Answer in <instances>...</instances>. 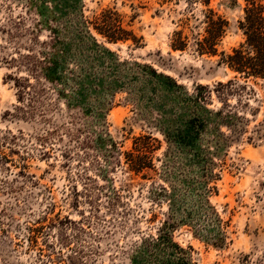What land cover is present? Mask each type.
<instances>
[{
	"label": "rangeland",
	"instance_id": "374dc122",
	"mask_svg": "<svg viewBox=\"0 0 264 264\" xmlns=\"http://www.w3.org/2000/svg\"><path fill=\"white\" fill-rule=\"evenodd\" d=\"M187 5L0 0V264H264V80L221 64L244 42L246 3L211 0L229 25L214 57L171 49ZM109 9L138 43L94 31ZM51 37L63 81L20 92L29 74L12 60ZM137 144L152 149L140 175Z\"/></svg>",
	"mask_w": 264,
	"mask_h": 264
},
{
	"label": "trees",
	"instance_id": "16d2710c",
	"mask_svg": "<svg viewBox=\"0 0 264 264\" xmlns=\"http://www.w3.org/2000/svg\"><path fill=\"white\" fill-rule=\"evenodd\" d=\"M188 5L176 25L177 28L172 34L171 49L173 51L185 52L192 50L200 56L214 57L220 54V46L227 35L228 22L213 9L209 8L211 0H187ZM246 3L243 20L239 21V30L242 32L244 42L239 47L233 49L232 53H221V64L226 66L230 71L236 74L235 79H242L246 82L250 80H264V3L262 0H244ZM201 3L207 9L202 10L199 15L195 13V5ZM89 24L94 31L106 40L109 44L126 43L133 41L138 43L139 39L134 35L133 31L124 27L120 14L113 9L104 11L100 16L95 17ZM39 24L33 32L38 33ZM55 34V33H54ZM54 37L50 41L40 43L37 39L32 40V49L30 55L20 57V60L13 59V64H17L18 70H26L29 74L27 78L18 79L16 87L20 92H24L31 87L30 78L51 83L54 89H58V85L62 80V61L61 53L57 48L58 42ZM37 48H39L37 50ZM11 79L12 76H9ZM235 81H230L227 86L220 83L218 88L233 87ZM175 88L180 89L175 83ZM217 89V88H216ZM210 88L198 86L194 93L189 96V101L194 106L207 102L210 96ZM197 110V109H195ZM143 138H139L141 141ZM144 139L151 140L150 137ZM139 143V142H138ZM137 154H129L131 158V170L137 175L143 174L150 169L146 158L151 152L150 148L137 144L135 147ZM144 177L146 175H143ZM161 195H165L167 190L163 187L159 189ZM159 195V196H161ZM174 217H169L165 221V228L173 230L177 222ZM160 236L158 240H164ZM168 245L177 247L172 237L169 235ZM178 248V247H177ZM178 250V249H177ZM184 251L180 250V260H185L182 255Z\"/></svg>",
	"mask_w": 264,
	"mask_h": 264
}]
</instances>
